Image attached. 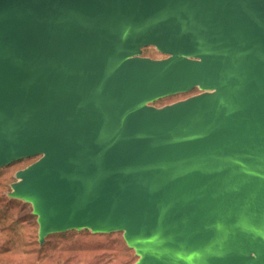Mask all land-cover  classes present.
I'll return each mask as SVG.
<instances>
[{"label": "water", "instance_id": "obj_1", "mask_svg": "<svg viewBox=\"0 0 264 264\" xmlns=\"http://www.w3.org/2000/svg\"><path fill=\"white\" fill-rule=\"evenodd\" d=\"M27 158L40 244L264 264V0H0V168Z\"/></svg>", "mask_w": 264, "mask_h": 264}, {"label": "rangeland", "instance_id": "obj_2", "mask_svg": "<svg viewBox=\"0 0 264 264\" xmlns=\"http://www.w3.org/2000/svg\"><path fill=\"white\" fill-rule=\"evenodd\" d=\"M142 56L162 59L154 47L142 49ZM198 89L167 96L151 103L162 107L192 95ZM36 158L22 159L0 168V264H133L138 259L125 244L121 232L92 233L88 229L50 234L38 242V224L30 204L11 198L15 173Z\"/></svg>", "mask_w": 264, "mask_h": 264}, {"label": "flooded vegetation", "instance_id": "obj_3", "mask_svg": "<svg viewBox=\"0 0 264 264\" xmlns=\"http://www.w3.org/2000/svg\"><path fill=\"white\" fill-rule=\"evenodd\" d=\"M166 57V56H165ZM151 59H153V58H151Z\"/></svg>", "mask_w": 264, "mask_h": 264}]
</instances>
